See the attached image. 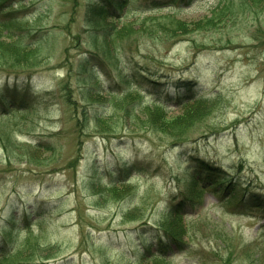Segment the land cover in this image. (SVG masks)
<instances>
[{"label":"rangeland","instance_id":"obj_1","mask_svg":"<svg viewBox=\"0 0 264 264\" xmlns=\"http://www.w3.org/2000/svg\"><path fill=\"white\" fill-rule=\"evenodd\" d=\"M92 1L34 0L25 10L34 13L32 19H23L17 26L33 31L40 27L39 51L31 55V64L42 63L28 68V63L5 57L2 62L9 65L0 67V86L31 81L40 94L34 102L39 103L29 116L30 129L17 132L26 140L24 133L36 132L38 141L55 133L60 151L50 148L42 154L18 148L11 142L13 133L0 128V143L5 145L0 146L8 151L4 154L0 148V209L8 199H17L15 193L24 202L61 198V208L43 220L50 237L46 243L61 251L60 264H139L135 262L138 246L144 239L135 231L155 225L159 215L182 198L196 154L225 170L228 175H222L238 182V189L246 190L245 197L251 198L249 191L264 196V7L241 12L234 23L197 32L191 25L217 1L202 0L188 12L170 13L162 21L161 31L166 35L183 23L186 33L179 34V39L156 42L140 36V29L122 39L125 28L134 25L138 29L135 21L145 17L131 16L113 27L112 38L106 36L93 44L88 35L95 24L87 25L84 13ZM21 13V9L16 12ZM39 13L44 14L42 19ZM107 23L116 21L108 19ZM144 25L153 35L159 34L149 23ZM71 34L88 39L98 60L81 57L87 45L70 51ZM0 41L6 39L0 35ZM142 70L149 74L142 76ZM176 80L201 86L198 94L211 100L213 111L207 115L210 106L206 102L182 109L172 106L171 118L181 113L186 117V111L200 108L196 116L203 118L193 125L175 126L170 135L157 127H140L137 120L129 124L109 104L110 94L121 95L129 87L147 99L175 93ZM46 91L51 95H45ZM66 95L75 101L74 107ZM96 116L108 123L106 132L96 124ZM77 119L83 126L79 129ZM11 124L1 122L0 127ZM20 126L27 128L23 123ZM40 161L41 165L34 164ZM130 166L131 174L124 182L130 181L131 192L119 186L106 197L104 187ZM220 197L209 189L201 203L182 208L187 238L181 248L167 253V264H264V212L248 207L240 213L232 209L235 199L231 195ZM30 229L37 232L39 226ZM19 239L23 241L24 236Z\"/></svg>","mask_w":264,"mask_h":264},{"label":"trees","instance_id":"obj_2","mask_svg":"<svg viewBox=\"0 0 264 264\" xmlns=\"http://www.w3.org/2000/svg\"><path fill=\"white\" fill-rule=\"evenodd\" d=\"M33 1L34 0H0V6H4L5 3L9 2L10 5L7 7V11L10 14L11 13L14 14L17 12L18 9L25 11L27 6H28V3H32ZM182 1H184V0H168V2L166 4L167 7H165L164 10L170 11V13H175V14L181 13L182 10H175L174 6L176 4L182 2ZM213 6L214 7L212 9H210L209 12L203 13V15L199 19H197L199 21L195 25H191L193 28L192 29L193 31H197V32L205 31V32H207L208 29H210V28L215 29L216 27H221V25H224L227 23L228 24L234 23V21L237 20L238 14H240L241 12H251L253 9H257L259 7H264V0H217ZM234 11H235V13H234ZM170 13H165V14H168L166 16L159 14L160 16H157V17L137 20L135 22H136V25L138 26V29L134 25L128 26L127 28H125L126 34L122 35L121 32H118L117 38H119V36L121 37V35H122V39H123L126 36H128L127 34H132V33L135 34L139 29H140V36H142L144 34V35L150 37L152 40H155V41H157V40L159 41L162 38L171 39V38L177 37L179 34H185L186 32H183L185 30L183 27V23H180L179 26L177 25L175 30H171L169 32V34L167 33L168 35H166L164 32L161 31L162 29H164L162 21L165 18H170V16L172 15V14L170 15ZM108 15L109 14L104 7L90 8L87 11V16L89 17L88 21H90L91 16L93 18L105 19ZM173 16H177V15H173ZM40 19H42V18H40ZM146 22L150 24L152 29L158 31L159 34L153 35V33L150 30H147V28L145 27L146 25H144ZM10 25H11L10 23L4 22L0 18V35L4 38L10 40L6 43L0 41V67H4L3 66L4 64H6V66L9 65L7 63L2 62L5 57L10 58L14 62L18 61L20 63H28L27 66H38V65H40L42 62H39L36 64H31V59H32L31 55L32 54L34 55L39 51L37 48H38V46H40V43L37 42V43L33 44V46H31L30 44L26 43V41H24V38H19L17 40H14L13 39V33L10 30ZM107 28L109 29V31L106 30ZM111 28L112 27L110 24L104 25V29L106 31L105 33L107 35L106 39L108 37L112 38V35L110 33ZM187 30L189 31V29H187ZM13 68H17V67H13ZM131 92L132 91H130V90H128V88H126V91H124L123 94H121V95L110 94V98H109V100H110L109 104L113 103L115 105V109L123 114V117L129 121V124H130V122L133 123L134 121L137 120L139 122L140 127L141 126H144V127L153 126L152 128L157 127L159 129L160 133L170 135V133L175 130L174 129L175 126L186 127L188 125L196 124L198 122V120H201L203 118V116H202L199 119L198 116H196V112L200 111L201 108L193 111L192 113L190 112V110L186 111V114H187L186 117L184 116V114H182L180 117L173 116L171 118V116H169L167 113L168 111L164 107H162V106L158 107L154 104L151 105V104L143 103L141 101V99L136 94L132 95ZM66 100L70 106L72 104H74V101L67 98V95H66ZM196 101H198V100H196ZM204 102L205 101H202V100L198 101V103H204ZM192 104H194V103H192ZM205 104L210 106V109H208V114H207V115H210L213 111V103L208 104V101H207ZM132 105H135V107L131 108ZM187 105H189V104L184 105V108H186ZM27 106L29 108L26 110V113L28 112L29 114H32V112L37 107V105H35V103L33 101H30ZM23 116H24L23 122H27V123L29 122V126H30V121L28 119L29 115L24 114ZM14 118L15 117L10 116V115L0 117V123L1 122H10V120L14 121L11 125L0 127V128L10 130L11 132L12 131L14 132V128H17V127L20 128L21 123H20L19 117L17 116L15 120H14ZM95 122H96V124L97 123L100 124V127L103 128V130H102L103 132H106L109 129L108 123L103 118L96 116ZM11 142H14V144L18 148L26 147V148L30 149V146L17 144L13 140V138H12ZM0 144L4 145V142L0 143ZM41 147H42L41 145H38L37 147H32L30 150L33 152H42L44 154H47L46 151L50 148V146L47 144L45 147L43 146L44 149H42ZM4 151H5V154H7L6 152H8V151H6V150H4ZM26 154H28V156H30L29 152H27ZM200 168H201L203 173L205 172L207 174V176L203 177V174L199 173L197 179L193 182V184L188 186L187 190L193 196L195 195V192L197 190L196 189L197 182L202 184V185L210 184L212 182L211 179L213 177L211 176V173H210L212 168L208 167V166L200 167ZM91 182H92V180L90 181V183ZM129 182L130 181H128V180L126 182H124V181L112 182V183H110L109 186L106 185L104 187L103 192L105 193V196L107 197V193L109 191H113L115 188H117L119 186L127 187V186H129ZM90 183H89V186L91 188H99L97 185L90 184ZM127 188H128V192H131V188L130 187H127ZM119 193H121V191H118V194ZM160 218L161 219L157 222V224H159V227L161 228L163 233L166 234L167 236H172L177 241L181 240V238L184 235V233H183L184 232V224H183L181 217L179 215H176L173 213H164L163 215L160 216ZM28 247H29V249H27L28 252L24 256V260H25L24 262H29L30 260L35 261L37 259L44 260L45 258H48V256H51V255L56 253V251L52 252L51 249L48 246H46V248H44V249L47 251L49 249L50 250L48 251L47 255H46V253L43 254L44 251H42L41 249L44 247V244H42V242L39 241L38 237H34L33 241L29 242V244L26 248H28Z\"/></svg>","mask_w":264,"mask_h":264}]
</instances>
